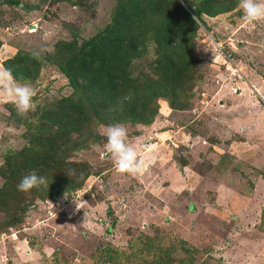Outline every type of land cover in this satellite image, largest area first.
Returning <instances> with one entry per match:
<instances>
[{
	"label": "rangeland",
	"instance_id": "rangeland-1",
	"mask_svg": "<svg viewBox=\"0 0 264 264\" xmlns=\"http://www.w3.org/2000/svg\"><path fill=\"white\" fill-rule=\"evenodd\" d=\"M11 1L0 0V65L21 55L13 76L36 90V107L21 115L0 99L3 166L30 148L40 109L71 94L59 67L70 25L83 39L94 35L118 0H87L80 9L76 0ZM202 22L188 53L202 76L189 108L159 100L150 124H124L144 173L117 172L108 126L91 124L101 139L63 154L88 165L78 190L39 199L17 189L25 212L0 206L3 264H264V21L247 23L237 3ZM43 47L54 51L34 59ZM154 53L149 46L137 71Z\"/></svg>",
	"mask_w": 264,
	"mask_h": 264
},
{
	"label": "trees",
	"instance_id": "trees-1",
	"mask_svg": "<svg viewBox=\"0 0 264 264\" xmlns=\"http://www.w3.org/2000/svg\"><path fill=\"white\" fill-rule=\"evenodd\" d=\"M179 1L118 0L110 22L85 39L70 25L74 36L64 47L65 61L59 67L71 94L40 109V132L33 136L30 148L12 160L8 158L0 168L4 179L0 188V206L6 208L3 211L10 215L25 212L27 206L17 186L33 170L54 180L48 187L31 189L34 198L78 190L89 175L88 165L65 162L63 154L101 139L90 132L91 124H150L158 115L159 100L174 111L189 108L192 87L202 77L188 56L198 30L196 22L203 24V15L214 17L230 11L238 0H182L188 9ZM3 3L17 4L11 0ZM72 4L80 9L88 1ZM149 46L154 47L155 58L147 64V70L137 71ZM21 59L17 54L3 66L13 73L14 67L22 65ZM20 221L11 220L9 224L14 226Z\"/></svg>",
	"mask_w": 264,
	"mask_h": 264
},
{
	"label": "clouds",
	"instance_id": "clouds-1",
	"mask_svg": "<svg viewBox=\"0 0 264 264\" xmlns=\"http://www.w3.org/2000/svg\"><path fill=\"white\" fill-rule=\"evenodd\" d=\"M238 6L243 12L244 20L249 24L264 21V0H238ZM194 19V17H193ZM54 48L43 47L39 51H33L31 56L34 59H41L44 52H53ZM36 90L28 83H19L13 76L12 70L0 65V99L12 101L19 114H26L34 110L36 104L33 98ZM127 128L124 124L111 125L106 130V151L110 154L115 163L117 172L137 176L145 171V161L139 157L136 147L127 142ZM0 161V166H3ZM40 186L48 187L47 178L38 175L34 170L25 175L18 184V190L27 192ZM0 187L3 183L0 182ZM6 258L0 256V264Z\"/></svg>",
	"mask_w": 264,
	"mask_h": 264
}]
</instances>
